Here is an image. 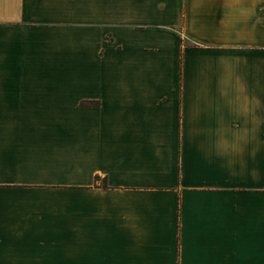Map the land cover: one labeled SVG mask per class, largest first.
<instances>
[{"label":"crops","instance_id":"0c3cea01","mask_svg":"<svg viewBox=\"0 0 264 264\" xmlns=\"http://www.w3.org/2000/svg\"><path fill=\"white\" fill-rule=\"evenodd\" d=\"M0 264H264V0H0Z\"/></svg>","mask_w":264,"mask_h":264}]
</instances>
